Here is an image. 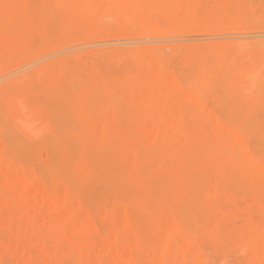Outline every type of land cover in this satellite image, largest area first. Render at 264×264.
I'll list each match as a JSON object with an SVG mask.
<instances>
[{"label": "rangeland", "instance_id": "obj_1", "mask_svg": "<svg viewBox=\"0 0 264 264\" xmlns=\"http://www.w3.org/2000/svg\"><path fill=\"white\" fill-rule=\"evenodd\" d=\"M0 18V264H264V0Z\"/></svg>", "mask_w": 264, "mask_h": 264}, {"label": "bare ground", "instance_id": "obj_2", "mask_svg": "<svg viewBox=\"0 0 264 264\" xmlns=\"http://www.w3.org/2000/svg\"><path fill=\"white\" fill-rule=\"evenodd\" d=\"M0 19H1V18H0ZM9 41H10V40H9ZM21 47H22V46H21ZM167 75H168V74H167ZM244 77H245V76H244ZM168 78H169V77H168ZM166 80H167V79H166ZM238 80H239V79H238ZM168 81H169V79H168ZM142 89H144V88H142ZM142 92H143V91H142ZM164 93H165V92H164ZM142 94L144 95V93H142ZM143 95H142V96H143ZM146 95H147V94H146ZM229 130H230V129H229ZM230 132H231V131H230ZM233 134H234V133H233ZM233 153H234V152H233ZM235 156H236V155H235ZM248 157H249V155H248ZM250 159H251V158H250ZM255 159H257V158H255ZM242 164H243V163H242ZM259 164H260V163H259ZM260 166H261V165H260ZM263 167H264V166H263ZM243 168H244V167H243ZM240 169H241V168H240ZM263 169H264V168H263ZM22 190H23V189H22ZM29 192H30V191H29ZM23 193H24V192H23ZM29 194H30V193H29ZM21 196H22V195H21ZM23 197H24V196H23ZM34 200H35V199H34ZM34 200H33V201H34ZM38 201H40V200H38ZM25 202H26V201H25ZM32 204H33V203H32ZM49 204H51V203H49ZM22 205H24V204H22ZM30 205H31V204H30ZM33 206H34V205H33ZM35 206H36V203H35ZM35 206H34V207H35ZM23 207H24V206H23ZM15 208H17V207H15ZM35 208H36V210H37V206H36ZM35 208H34V209H35ZM19 209H20V208H19ZM25 209H26V208H25ZM27 209H28V208H27ZM34 209H33V210H34ZM38 209H39V207H38ZM11 210H12V209H11ZM15 210H16V209H15ZM49 210H51V211L54 212V213H57L56 211H59V210H57V208L55 207V205H54V206H51V207L49 208ZM12 211H13V210H12ZM12 211H11V212H12ZM18 211H19V210H18ZM18 211H17V212H18ZM30 211H32V208H31ZM30 211H28V212H30ZM37 211H40V210H37ZM9 212H10V211H9ZM28 212H27V213H28ZM31 213H32V212H31ZM33 213H34V211H33ZM33 213H32V214H33ZM38 213H39V212H38ZM38 213H37V214H38ZM48 213H49V212H48ZM54 213H53V214H54ZM10 215H11V214H10ZM18 215H19V212H18ZM23 215H24V214H23ZM29 216H30V214H29ZM87 223H88V222H87ZM91 225H92V224H91ZM92 226H93V225H92ZM28 227H29V226H28ZM89 227H90V226H89ZM30 228H31V226H30ZM91 230H93V229H91ZM28 232H29V231H28ZM26 234H29V233H26ZM83 235H84V234H83ZM85 235H86V234H85ZM85 235H84V237H88V235H87V236H85ZM85 239H87V238H85ZM81 240H83V239H81ZM87 240H88V239H87ZM73 244H74V243H73ZM85 244H86V243H85ZM76 246H78V245L76 244ZM73 247H74V246H73ZM20 249H21V248H20ZM20 249H19V251H20ZM76 249H78V248L76 247ZM84 250H85V249L83 248V251H84ZM21 251H22V250H21ZM83 254H84V253H83ZM58 260L60 261V259H58ZM61 261H62V260H61ZM59 264H60V263H59ZM62 264H63V263H62Z\"/></svg>", "mask_w": 264, "mask_h": 264}]
</instances>
